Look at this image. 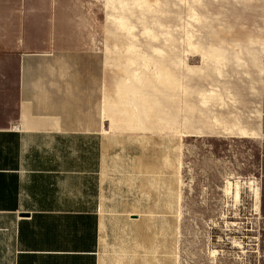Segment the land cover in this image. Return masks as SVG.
Segmentation results:
<instances>
[{
	"label": "rangeland",
	"instance_id": "rangeland-1",
	"mask_svg": "<svg viewBox=\"0 0 264 264\" xmlns=\"http://www.w3.org/2000/svg\"><path fill=\"white\" fill-rule=\"evenodd\" d=\"M97 1L101 131L146 163L149 253L264 264L256 80L205 53L258 43L253 0Z\"/></svg>",
	"mask_w": 264,
	"mask_h": 264
},
{
	"label": "crops",
	"instance_id": "crops-1",
	"mask_svg": "<svg viewBox=\"0 0 264 264\" xmlns=\"http://www.w3.org/2000/svg\"><path fill=\"white\" fill-rule=\"evenodd\" d=\"M246 6L258 43L205 53L248 65L264 143V0ZM98 21L97 0H0V264H178L149 253L146 163L101 131Z\"/></svg>",
	"mask_w": 264,
	"mask_h": 264
},
{
	"label": "bare ground",
	"instance_id": "bare-ground-1",
	"mask_svg": "<svg viewBox=\"0 0 264 264\" xmlns=\"http://www.w3.org/2000/svg\"><path fill=\"white\" fill-rule=\"evenodd\" d=\"M101 120V119H100ZM247 135V134H246ZM244 137H245V135H244ZM247 137V136H246ZM230 190H231V188L229 187V185H228V187L226 188V193L228 194L229 192H230ZM254 190V192H255V195H256V197L258 198V190L259 189H256L255 190V188L253 189ZM236 198L238 199V193H236Z\"/></svg>",
	"mask_w": 264,
	"mask_h": 264
}]
</instances>
